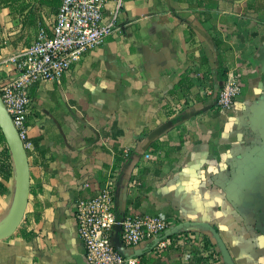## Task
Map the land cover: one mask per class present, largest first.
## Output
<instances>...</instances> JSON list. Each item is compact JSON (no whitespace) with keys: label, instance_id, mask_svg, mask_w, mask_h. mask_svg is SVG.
<instances>
[{"label":"crops","instance_id":"1","mask_svg":"<svg viewBox=\"0 0 264 264\" xmlns=\"http://www.w3.org/2000/svg\"><path fill=\"white\" fill-rule=\"evenodd\" d=\"M115 4L108 0L107 14ZM206 11L224 18L217 24L223 48ZM55 16L43 13L40 24L50 27ZM0 21L7 39L0 54L15 51L21 16L0 5ZM117 26L60 81L32 87L31 192L21 230L0 239V264H89L74 204L113 173L119 217H170V234L204 231L217 264H264V0H218L215 7L200 0H124ZM219 58L243 86L231 110L210 94L171 93L187 69L194 79L209 76L219 90ZM154 141L162 143L154 149ZM125 149L129 155L118 163L117 152ZM7 185L0 229L20 199L16 166ZM155 243L122 244V251L139 264H198L178 247L158 251Z\"/></svg>","mask_w":264,"mask_h":264},{"label":"built area","instance_id":"2","mask_svg":"<svg viewBox=\"0 0 264 264\" xmlns=\"http://www.w3.org/2000/svg\"><path fill=\"white\" fill-rule=\"evenodd\" d=\"M115 1V7L107 14L108 0H62L52 25L40 24L35 42L0 54V96L26 149L32 144L28 125L32 87L40 81H60L86 51L102 44L118 29L124 0ZM5 44L7 39L0 36V46ZM242 90L240 76L231 71L219 90L209 89L205 94L213 95L219 107L231 110ZM124 153L128 157L129 150ZM115 177V173L111 174L104 187L74 204L77 232L89 264H139L138 257L127 256L117 248L114 231L120 232L124 245L156 239L155 250L178 247L188 255L186 248L197 245L209 255V263L220 261L215 247L204 250V231L187 228L170 234L172 218L160 214L136 212L119 217L115 210Z\"/></svg>","mask_w":264,"mask_h":264},{"label":"trees","instance_id":"3","mask_svg":"<svg viewBox=\"0 0 264 264\" xmlns=\"http://www.w3.org/2000/svg\"><path fill=\"white\" fill-rule=\"evenodd\" d=\"M62 0H0V5L3 7H9L10 13L13 15L21 16L22 27L20 31L12 38V43L15 47L20 48L27 46L35 42L38 34L40 23H43V13L46 15L56 14ZM205 3L207 6L215 7L218 5V0H200V3ZM206 20L211 23V33L217 47L223 48L225 46V39L222 32L218 29L219 20L224 21V18L218 16L216 12L206 11ZM2 29L0 21V31ZM219 77L225 82L228 78V68L224 66L223 60L219 58ZM191 69H187L182 75L175 88L171 91L172 94L178 97L188 98L193 96L197 99H202V94L206 93L209 89H212L210 84L211 79L209 76L204 75L194 79L190 73ZM196 87V90L193 88ZM215 98V97H214ZM30 136V135H29ZM161 141H154L152 146L154 149L159 147ZM155 152V150H154ZM124 154V155H123ZM126 158L124 151L117 152V162L121 163ZM148 158H153L149 155ZM14 160L7 143L6 137L0 127V194L8 191V181L13 175ZM158 173L159 170H156ZM132 180H136V176L132 175ZM21 229L19 228V231ZM33 234L25 233L26 238L32 237ZM211 244V246H208ZM214 244L205 235L204 250L210 251L214 249ZM189 250V257L196 261L198 264H212L209 263V255L203 253L199 246L190 245L186 248Z\"/></svg>","mask_w":264,"mask_h":264},{"label":"water","instance_id":"4","mask_svg":"<svg viewBox=\"0 0 264 264\" xmlns=\"http://www.w3.org/2000/svg\"><path fill=\"white\" fill-rule=\"evenodd\" d=\"M0 127L3 130V133L6 137L7 143L10 147L14 165L18 171L20 178V199L18 205L15 209L12 219L9 223L0 229V239L11 236L16 232V230L21 225L23 217L26 212L30 192H31V171H30V161H29V152L24 146V143L18 133L17 128L15 127L10 114L8 113L2 98L0 96ZM189 227L190 224L184 225ZM120 229V226L117 227V230ZM178 229H176L177 231ZM115 245L117 248L122 251V242L121 240L114 239ZM127 264V262L125 263Z\"/></svg>","mask_w":264,"mask_h":264}]
</instances>
